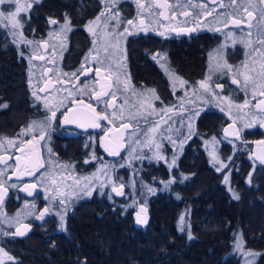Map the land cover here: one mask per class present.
Here are the masks:
<instances>
[{"label": "trees", "instance_id": "trees-1", "mask_svg": "<svg viewBox=\"0 0 264 264\" xmlns=\"http://www.w3.org/2000/svg\"><path fill=\"white\" fill-rule=\"evenodd\" d=\"M39 4L42 6L37 13L53 10L51 15L61 19L73 15L75 26L95 16L100 5L96 0H44ZM133 6L131 1H125V19L139 12ZM75 30L60 60L62 78L68 83L76 78L73 73L80 76L79 66L90 46L86 34ZM8 37V29L0 27V105H7L0 107V136L15 134L30 119L49 114L44 102L33 95L29 62L17 57L27 54L28 48L8 42ZM217 43L206 33L185 40H159L149 32L128 38L125 56L131 81L140 89H154L158 98L168 104L172 88L153 56L163 54L169 69L193 83L204 75L208 53ZM80 78L76 84L87 86L88 79ZM222 85L223 92L232 99L242 97L241 91L226 79ZM19 114L22 121L17 123L13 116ZM227 122L220 111L206 108L196 120L198 133L184 148L177 166L168 170L163 163L142 162L138 175L133 169L134 194L125 179L123 202L115 200L114 210L102 197V201L94 197L91 208L88 201H81L75 212L67 215L64 230L55 229V220H46L48 225L43 229L31 218L28 222L34 229L24 237L0 231V246L13 257L8 264H241L231 246L236 229L242 233L245 248L257 254L254 264H264V168L257 164L251 170L249 144L245 148L237 144L235 150L222 144L224 157L231 153L234 158L230 181L239 196L235 199L222 184L221 174L208 164L196 137L213 134L223 139L221 129ZM246 133L243 138H251L260 130ZM126 175L124 172L125 178ZM168 180L171 184L163 187ZM149 188L155 190L153 194ZM139 205L148 208L147 223L142 225H137L134 218ZM183 212L187 228L179 223Z\"/></svg>", "mask_w": 264, "mask_h": 264}, {"label": "rangeland", "instance_id": "rangeland-1", "mask_svg": "<svg viewBox=\"0 0 264 264\" xmlns=\"http://www.w3.org/2000/svg\"><path fill=\"white\" fill-rule=\"evenodd\" d=\"M168 1L169 4H171V1L172 5H175L178 2V0ZM142 2L145 4H153L155 0H142ZM180 2L185 3L182 0H180ZM245 7L248 8V11H251L256 15V17L250 23L251 27H249V24H247L246 30L243 29L241 32L233 30V32H229L233 34L235 38L233 37V39L231 40L230 38L232 35L228 34L227 37L224 36V38H222V40H220L218 44H216L209 51L207 68L201 79L193 83H186L185 85H181V78L174 75L171 71V76L165 72L172 88V99L168 104L163 103L159 98L156 99L155 97H158L156 93L154 97L149 89H140L132 83L130 75L126 69L125 51L123 45L125 36L132 35V31L136 27L137 29L139 27H142L140 25L141 18L144 19L147 30L148 28L152 27L161 29L162 32H164L166 29L165 27H163V25H167V28L172 27L173 22L170 13V18L167 19V21L169 20V22H162L160 19H157L158 17L156 15H149L150 11H155L156 13H158L159 11H161V9H149L143 12L139 10L140 19L138 18V20L135 21V27L129 26L127 24V21L130 19H124V21L119 19V25H117V21L112 19L110 16H108L107 18L104 17V19L100 18L98 21L96 20L97 17H94L91 20V22L94 23H91L87 27V31L89 27L94 29V32H88L94 36L93 42L97 44L95 45L96 52L90 55L91 59L87 61L86 70L79 76V78L69 80V83L67 80H63L62 77H64V74L62 71H60V61L57 59H48V55L41 54L39 56H43L44 59L35 60L34 63L30 65L32 71V75H30L32 79V86H34L33 88L35 89V91L39 93L40 89H44L48 82H50L51 86H53V89H50L48 91L49 93L47 94H41L40 92V94L42 95V99H40V101L43 100L44 107L45 102H48L49 106L53 103L52 106L56 105L58 107L57 113H62V111L68 105L76 104L74 103V101L82 100H76L74 98V95L76 94L72 93L74 91L73 87L77 85L76 81L78 82L81 79L80 77L87 78V87L92 90L95 89V91L98 90V84L102 82H109L113 84V87L110 90L113 95L108 96L106 102L101 103L104 109L103 115H106L108 117V119L103 120V122L107 126V129L105 131L106 133H109V130L122 123H126L131 126V130H129V132L126 134V139L128 138L129 134L135 133V135L131 136V140L126 143V149L123 158V168L124 172H126L127 174L126 178L123 177L124 186L126 179L127 184H129V187H131L132 193L134 194V190L131 186V182L133 181L132 177L134 175L133 171L136 170L138 175V172L142 167V162L144 161L148 163H164L168 167L169 165H172L171 167L175 166V159L171 157V155L167 157V154L165 152V149L167 147L166 145L172 144L173 147H171L170 153L172 154L177 151V146H179L180 141L185 142L188 141L192 136H195L198 133L196 129V120L206 108H211L224 114L227 117L228 121L235 123L241 136H243L245 132H247L246 134H249L254 130H260V121L264 119V117H260L257 115L260 112V109L257 107V105L259 101L264 100V96L260 95V92L264 90V79H262L260 75L262 68H264V44L260 43V40L264 38V18H262L261 11L264 10V5L260 4L259 0H251V4L249 3V0H237V4L234 6L231 4V0H229L224 3V7L220 8L222 9V11H217L216 13H213V15H206L207 12H212V8L206 7L203 9H199L194 13V15L191 16L199 18L198 25L201 24V26H210V21L206 20V17H208V19H213L215 21V23L214 21H212V23L215 24V26L213 25V27L217 26V22H221L223 24L221 25V27H227L234 24L233 22H230L228 16H235V13L241 14V12H244V15H246L247 13L244 11ZM3 8H5V5L0 6V9ZM14 8L15 5L13 6V10ZM184 9H176L177 14ZM230 9L233 12L227 13V11ZM191 16H189L188 18H190ZM176 18L179 21L177 26L183 25L185 23L181 21V19H184L183 15L178 14L176 15ZM101 20L105 22V24H98ZM110 21L115 22V24L111 25L109 23ZM64 24L65 23H61V25L59 26V31L58 29L56 30L58 33H61H59V35L62 37V39L64 38L65 32L68 30L63 29ZM113 26H115V29L112 28ZM119 26H122V28L116 31L117 27ZM126 27H129V30L131 28V34L124 33V29ZM142 32L146 31L142 30ZM119 33H124V35L123 37H119V43L117 44ZM102 42L107 44L99 46ZM50 48L53 47L51 46ZM99 48H101V50H99ZM36 49L37 52H42L43 45L36 46ZM218 50L220 53L219 62L223 64L226 61L227 64L231 66L233 71L230 72L227 68H225L221 72H211V79L208 81L211 91L205 92L203 89L199 88V82L205 80L206 77L210 75V66L212 68L215 67L217 59L210 58V56L216 57V53ZM161 56H163L164 59L161 60L159 64L161 66V64L163 63L166 66L165 56L163 54ZM234 58L235 60H232ZM245 64H247V68L244 67ZM109 66H111L110 72L105 71L106 69H109ZM97 67L101 68V72L99 75L95 71ZM240 72L250 74L255 81L254 84H251L248 87L247 91L242 89L239 85L232 83L233 76L238 75V73ZM110 73L112 76L111 81L105 79V77ZM117 76H119L118 84L115 83ZM224 79L235 85L241 91L242 97L240 99L234 100L223 92L224 87L222 85V81ZM240 79L242 83V77H240ZM125 83H128L127 88H125ZM217 85H222V87H217ZM193 88L197 90L195 93L193 92ZM254 92L255 96L253 95ZM69 93H71V95ZM213 93H215V95ZM58 97L59 102L55 104L54 100H56ZM233 97H238L235 91ZM245 100L249 101L247 107L243 109L236 107V105H243ZM229 101H231V106ZM61 104H63L64 106L60 107ZM222 108L223 111H221ZM168 109L172 110L168 111ZM53 110H55V108ZM113 110H115V116L112 115ZM121 111H123L122 117ZM20 115L21 114H19L18 117L13 116V120L17 123L20 122L22 120ZM133 117H135V119H133ZM43 119L30 120L27 126L23 129H26L32 121H40ZM189 123H191V129L189 128ZM155 124H159L160 128L155 134L154 142L150 146H145L143 143L136 144L135 141L137 137H139L142 142L145 141V133H148V129L153 127V125ZM248 124H251L252 126L246 127V125ZM19 131L22 132V128ZM35 134H39V132H36ZM148 134L151 135L150 133ZM29 136H32V134L29 133ZM207 136L211 137H208L204 140L203 149L206 151L208 161L216 171L218 168L220 169V171L217 172L221 174V182L233 197L232 193L235 192V190L231 185L230 172L232 169L234 158L231 153L228 156L224 157L225 155L222 154V144L224 143L231 145L232 150L236 148V145L232 143L233 141H229L224 138H216L213 134H208ZM169 137H171V140L169 139ZM213 138H215V140ZM244 138L241 143L244 148L248 144H250V140L255 139L254 137L250 138L248 136ZM0 143L3 144V147L0 148V154L6 153L10 146L8 145L7 141H0ZM156 144H160L159 149H157ZM133 148H135V152L132 151ZM157 152L159 153L160 158L156 157L155 154ZM213 155H215L217 159L214 160ZM250 163L251 170L255 169L257 164L254 162V160L253 162L250 161ZM221 164H223L224 167H221ZM99 169H97V171H94L93 173H97ZM0 170H3L5 174L4 167H0ZM107 172L108 176L111 177V183L109 182L108 177L104 176L103 172H100L99 178L93 179L91 181V193L93 191H98V194H102V192L106 189H108L109 192H113L112 183L116 185L117 175L116 173L114 174V172L111 171ZM93 173H90V175H74L73 173H65L64 171H60V173L53 174V172L49 171L48 169L45 173H42L39 176V179H37V183L39 182L38 184H41V186L44 185L46 188H53L58 186L62 192L66 193V195L62 198L65 199V201H68L74 197H81L85 195L84 192L81 191V188L89 182L80 178L91 177ZM4 174L0 176V181L3 180ZM225 176L228 177L227 182H225ZM53 178L57 182L56 185H50ZM76 179H80L79 185L75 183ZM120 179H122L121 176L118 177V180ZM169 182H171V180H168L167 184L163 183L162 186L166 188L171 184ZM247 182H249V180H247ZM101 184L104 185L102 190ZM154 191H152V194ZM72 192H76L77 195H69ZM45 193L48 194L49 192ZM59 199L60 198H57L58 202ZM50 201L52 202L53 200ZM49 206L52 208V204H49ZM139 207L140 205L136 207V211L134 214L135 221L137 218V213H139ZM28 211H31L32 215H27ZM39 212L40 211H37L36 205L35 208H32V205H29L10 214H7L4 209H0V231L10 233L9 230L17 227L21 224V221H23L24 219L28 220L30 217L38 221L39 219H36V217L39 215ZM17 213H20V215L17 216ZM51 213L49 212L48 216H50ZM53 213L58 216V219H60L61 215L65 217V212L61 211L59 208L53 210ZM180 215V226L183 228H187L189 225L187 223L186 214L183 212ZM181 217H183V220H181ZM233 236L234 239L231 243L232 251L237 257H239L241 264H247L248 261H252L254 264L258 256L253 250L245 248L240 229H236ZM238 237L241 244V247L239 249H237L236 247ZM0 248L2 247L0 246ZM4 251L7 252L5 249ZM249 253L256 255L250 256L248 255ZM8 255L10 254L8 253ZM12 260H8L3 255V253H0V261H2L3 264H8Z\"/></svg>", "mask_w": 264, "mask_h": 264}, {"label": "flooded vegetation", "instance_id": "flooded-vegetation-1", "mask_svg": "<svg viewBox=\"0 0 264 264\" xmlns=\"http://www.w3.org/2000/svg\"><path fill=\"white\" fill-rule=\"evenodd\" d=\"M43 1L44 0H20V3L24 4V5L31 3V7L27 8L25 11L20 13V16L22 18L23 27L14 30L16 32L15 36L12 34L13 30H11L10 27L6 28V29H8V34H9L7 41L10 43H13V44H22L26 48H28L27 54H18L17 57L23 58L27 63L29 62L28 66H29V69L31 70L30 65H32L35 60H38L34 57H38L41 54L48 55V57H49L48 59H57L60 61L62 59V56L65 53V49L69 43L68 40L70 39V36H72V34H73V36L76 34V32H77L75 30L76 28L81 29L83 31V33L86 34V36L90 40V46L88 49V53L85 54L86 57L84 59V62L79 66L80 67L79 75H81L86 70L87 61L91 59L90 55L94 54L96 52L95 45H97L95 42H93L94 36L91 35L87 31V27L90 25V22L94 17L99 16L101 19H104V17L107 18L109 16L107 8L112 7L110 0L107 3V5H106V3L102 2V0H96V1H99V3H100L99 12L95 16L90 18L89 20L85 21V23H83L82 25H78V26H75V23L73 22V15H68L67 17L63 16L61 19L57 15L56 16L51 15V13H53V10H49L48 12H43L42 14L37 13L36 10H38L42 6L39 3L42 4ZM125 1L126 0H117V3L115 4V8L112 9L113 12L119 11V13H120L119 19L122 21H124V19H125L124 12H123V10L125 9V7H124ZM130 1L134 4L133 9L137 8L134 11H138L139 9L137 7V4L134 2V0H127V3H130ZM182 1L187 4V0H182ZM227 1H229V0H216V2L213 3V0H191V4L195 5V7H187L184 10H187V11L193 13V15H194V13L196 11H198L199 9H203L200 7V5L205 4L206 7L212 8L211 13L213 15V13H216L217 11H222V9H220L221 8L220 4L222 3L224 5V3H226ZM170 3L172 5L171 1H170ZM189 6H191V5H189ZM6 7H7V5H5V8ZM223 9H225V8H223ZM263 9H264V7H263ZM14 10H15V8H14ZM68 12L71 13V11H68ZM102 12H104L103 16H101ZM230 12H233V11L231 9L227 11V13H230ZM178 14H180V13H178ZM234 15L235 16H231V15L228 16L230 22L233 21V18L243 19L244 22H242L238 25L234 23L232 26H227V27H225V26L221 27V25H223V24L221 22H217V26L213 27V25L215 26V24L212 23V21H214V20L208 19V17H206V20L210 21V26H201V24H199V26H198L199 18L193 17L190 15L191 16L190 18H188L189 16L188 17L183 16L184 19H181V21L185 22L183 25L177 26V24L179 23L178 19L177 18L172 19L173 26L171 25L172 27H169V28H167V30H165L166 35H164V36H161L158 34L160 31L162 32V30L158 29V28L150 27V28H148V30L146 32H149L150 34L154 35V37L156 36L159 40H166L168 38L169 39L181 38L182 40H185V39L190 38V37L197 38L198 36L206 33L207 35H209V37L212 40H218V42H219L220 40H222V38H224V36L227 37L228 34H231L229 32H233V30H236L237 32H241L243 29L246 30L247 24L251 23L252 20L256 17V15L254 13H253L252 17H248L247 14L244 15V12H241V14L235 13ZM156 16L158 17L157 19H160L162 22L163 21L169 22V20L167 21V19H164L163 17H160L158 15H156ZM207 16H210V15H207ZM66 18L70 23H69L68 30L65 32L64 38L62 39V37L59 35L60 32L58 33L56 30L58 29V31H59V29H60L59 26L61 25V23H65ZM138 18L140 19V12H134L133 16L130 18L128 17L127 19L137 21ZM50 19L56 20L57 23L56 24L49 23ZM109 23L111 25L115 24V22H113V21H110ZM214 23H215V21H214ZM98 24H100V25L105 24V22H103L101 20ZM0 27H4V26L0 25ZM114 27L115 26H113L112 28H114ZM112 28H110V29H112ZM121 28H122V26L117 27L116 31L120 30ZM127 28H129V27H127ZM193 28H195L196 30L191 31V32L179 31L180 29H193ZM140 29H141L140 27L138 29L136 27L135 29H133L132 35L125 36L124 42L122 41L123 45H124V51H125V41H127L128 38L134 39L135 37L140 36L142 33H146V32H142V30H140ZM171 29H177V31H172ZM217 29H219V30H217ZM130 30H131V28H130ZM231 35L232 36L230 39L232 40L234 36H233V34H231ZM28 41H30L31 43L30 44L27 43ZM103 44H107V43L102 42L99 46H101ZM40 45H43V50H42V52H37L36 46H40ZM51 46L53 48H50ZM99 50H101V48H99ZM125 55H126V53H125ZM125 64H126V69L128 72V64L126 61V56H125ZM169 70L174 75L179 77L177 74H175L173 72V70H171V69H169ZM60 71H61V69H60ZM179 78H181V77H179ZM181 79L183 81H186L187 83H189L187 80H184L183 78H181ZM103 83H109V82H102V83L98 84L97 92L100 91V89H101L100 86ZM44 89H45V91H43V92L40 91L41 94L42 93H46V94L49 93L48 91L50 89H53V86H51V83L48 82V84L45 86ZM73 89H74V91L72 93L76 94V95H74V98L76 100L82 99L84 101V104L90 103L93 106V108H95L101 115L104 114V109H103L101 103L106 102L107 97H101V102L98 103L95 99L92 98V89L88 88L87 86L76 85L73 87ZM110 90H111V88L108 91H110ZM34 92H36V91H34ZM40 92L39 93L36 92V93H37V95L42 97ZM41 101H43V100H41ZM58 102H59V97L56 100H54L55 104H57ZM52 105H53V103H52ZM52 105H50V106H52ZM76 106H80V105H77V104L68 105L62 111V113L61 112L57 113V119L53 122V127L51 129H49L47 137L45 138V140L40 141V146L38 148H36L35 150H32L31 146H28V145H24V147L26 149V151L24 153L16 150V148L18 146H21L24 141L32 138V136H29V134L22 136L21 132L19 130L21 128L22 129L25 128L30 120L43 119L44 117L49 116L50 114H48L46 116L32 118L28 122H25V123L23 122L24 124L22 123L23 125H21V127L19 128V130H17V132L15 134L10 133L9 136H0V141H7L5 138L11 139L14 141V145L10 146L9 149L6 151V153L0 154V157L4 158V163H0V167H4V169H5V174H4L2 181L4 182V186L6 188H8V193L4 198L3 204L0 205V209H4L7 212V214L13 213L15 211L20 210L23 207H27V206L33 205V204L36 205L37 211H40V212L43 211L46 207H48V208H50V213L52 212L50 214V216H48V214H46L44 219L38 220L37 223L41 226V228L44 229L48 225V223L45 222L46 220H50V221L55 220V222H56L55 223V226H56L55 229L62 228L64 230L66 228L65 223H66L67 215H70L73 212H75V209L77 208L78 204L81 201H86V202L88 201L89 202L88 207L91 208V202L94 199V197H96L99 200L102 197L108 205H112L111 206L112 210H114L115 200L123 202L125 186L122 189L123 195H117L115 192H109V190L105 188L106 190H104L102 192V194H98V191H95V192L93 191L91 193V195L74 197L71 200L66 201V203L62 205V204H60V202L57 201V199H55L51 202L50 201V200H52L50 198L51 193L49 192L48 194H46L45 193L46 187L44 185L41 186V184H38L39 182L37 183V179H39V176L42 173H45L48 169H49V171H52L53 174H57V173H60V171H64L65 173H73L74 175H77V174H79V175L89 174L90 175V173H93L94 171H97V169L101 168L102 165H106L107 171L114 172V174L116 173V175H117L116 186L118 187L121 184L124 185L123 158H124V152L126 149V144H124L123 149L119 151V155H109V151H111L112 149L111 150L108 149L105 145V139L111 138L112 131L116 127L120 126L121 124L114 127L113 129H111L112 131H109V133H107V135L105 132L107 129V126L104 124L103 120L99 121L100 127L87 129V130H82V129L75 127V126H72V125H64L62 122V119L64 117V113L66 112V109L68 107L73 108ZM42 110H43V108H42ZM32 113H34V112H32ZM124 124H126V123H124ZM130 130H131V126H130ZM237 131H238V129H237ZM128 132H129V130L126 132V134ZM35 135L37 137H39L40 134H35ZM126 137L127 136L125 135V139H126ZM193 137H195V136H192L188 141H185V142L180 141L179 146H177V151L172 153V154H170L171 153V147H173L172 144H167V145L165 144L167 146L166 147L167 157H169V155H171V157H173L175 159V166L169 168L165 164L168 170H171L177 166V162L180 159V157L182 156L184 148L188 145L189 141ZM196 137L200 140L199 147H201L202 150L206 153V151L203 149V147H204L203 143H204V140L206 138L211 137V136H207V137L196 136ZM214 137L220 139L219 136H214ZM254 138L255 139H252L249 141L250 142V144H249L250 145L249 159L251 162H253V160H254V158L252 156V149H253V146L255 145V142L260 140V139H264V128L263 127H260L259 136H255ZM227 140L233 141L232 143L237 145V144L242 143L243 136H241V134H240L239 139H236V140L227 139ZM106 148L109 151H106L105 150ZM233 150H235V149H233ZM32 154L35 155V160L34 159L32 160L30 158V156H32ZM93 156H95L96 159H93L92 158ZM16 157H21L22 161H29L30 162L29 167L34 169V170L36 168H38V164L41 161L43 162L44 167L38 168V171H36V173H34V175H32V176L23 175V176L17 177L15 175L13 177V175H14L13 173L16 171V168H15V165L17 164ZM85 161H88V162L85 163ZM254 162L256 164H259L261 167H263L260 163L256 162L255 160H254ZM34 163H37V165L35 167L33 166ZM6 164L10 165L11 167L6 168L5 167ZM154 164H157V163H154ZM208 164L210 165L209 161H208ZM64 165H66L67 167H61ZM232 167H234V163L232 164ZM21 170H23V169H21ZM119 176H121L122 179L118 180ZM30 184H35L36 190L38 192L37 195L35 197H32V198H28L27 196H25L24 192L21 190L26 185H30ZM11 185H16V187H12ZM50 185H52V183H50ZM46 196L49 198L46 199ZM100 201H102V200H100ZM49 204H52V208L49 206ZM141 207L142 206L140 205L139 211H140ZM13 208H15V209L10 212L9 210H12ZM58 208L61 211L65 212V217H64L62 226H61V220L58 219V216L55 213H53V210L58 209ZM122 208H123V204H122ZM146 209H147V219H148V208H146ZM40 212H39V214H40ZM29 219H31V217ZM28 220L24 219L23 221H21V224L18 225L17 227H14L13 229H11L9 234L15 238H21V237L28 235L34 229V226L31 225L28 222ZM22 225H28L29 227L32 228L31 231L29 233L22 235V236L14 235L15 229L22 226ZM235 257H237V256L235 255Z\"/></svg>", "mask_w": 264, "mask_h": 264}, {"label": "snow or ice", "instance_id": "snow-or-ice-1", "mask_svg": "<svg viewBox=\"0 0 264 264\" xmlns=\"http://www.w3.org/2000/svg\"><path fill=\"white\" fill-rule=\"evenodd\" d=\"M102 2L107 3L109 2V0H102ZM112 7L111 8H107V11L109 13V16L117 21V25H119V17H120V13L119 11H115L113 12V8H115V4L117 3V0H110ZM134 2L137 4L138 9L143 12L145 10H149V9H161V11H159L158 13H156L155 11H150L149 15H159L160 17H163L164 19H169V13L171 14V18L175 19L177 12L176 9H184L187 6L191 5L192 7H195V5L191 4V0H187V4L185 3H181L180 0H178L177 4L175 5H171L168 3V0H155V2L153 4H145L142 2V0H134ZM216 0H213V3H215ZM249 3L251 4V0H249ZM259 3L264 5V0H259ZM231 4L232 5H236L237 4V0H231ZM0 5H7L6 8L0 9V25L4 26L5 28L10 27L12 31V34L15 36L16 32L14 31L15 29H19L23 27V23H22V18L20 16V13L25 11L27 8L31 7V3H28L26 5L21 4L20 0H0ZM13 5H15V10H13ZM201 8H206L205 4H201L200 5ZM220 7H224V5L221 3ZM244 11L247 13L248 17H252L253 13L251 11H248V8L245 7ZM262 11V18H264V10ZM181 15L188 17L190 15H193V13L184 10L180 12ZM211 12H207L206 15H211ZM104 15V12L101 13V16ZM100 19V17L98 16L96 18V20L98 21ZM233 23L235 24H240L243 21V19H235L233 18ZM49 23L51 24H56L57 21L54 19H50ZM69 21L67 20V18L65 19V24L63 26L64 30H67L69 27ZM94 23V22H90ZM127 24L129 26L135 27V20H128ZM140 25L142 26L140 30H144L147 31V27L145 26V22L144 19L141 18L140 19ZM199 26V25H198ZM163 27H165V29L167 30V25H163ZM249 27H251V24L249 23ZM172 31H177V29H171ZM196 29H180L179 31H187V32H191V31H195ZM219 30V29H217ZM88 31L90 32H94V29L89 27ZM124 33H128L131 34L129 28H125L124 29ZM124 33H119L118 34V38H117V44L119 43V37H123ZM161 36L166 35V31L164 32H159L158 33ZM27 43H31L30 41H28ZM260 43L264 44V38H262L260 40ZM219 57H220V53L219 50L216 53V57H211L210 58H215L217 59V62L215 64V67L212 68L210 66V75L208 77H206L205 80H202L199 82V88L203 89L205 92H209L211 91L210 89V85L208 83V81L211 79V72L215 71V72H221L223 71L225 68H227L230 72L233 71V69L231 68V66H229L227 64V62L225 61L223 64H221L219 62ZM36 59H40L43 60L44 57L43 56H38V57H34ZM154 60H157L158 62H160L161 60L164 59L163 56H161L159 53L153 56ZM161 67L164 68L165 72L168 73L170 76L172 75V73L170 72V70L162 63ZM245 68H247V64L244 65ZM110 68L111 66H109V69H106L105 71H109L110 72ZM50 71V70H48ZM96 73L99 75L101 72V68L97 67L95 69ZM65 75H68L67 73ZM73 76H75L77 79L79 78L78 75L76 73L72 74ZM261 78L264 79V68H262L261 71ZM240 77H242L243 82L241 83V79ZM105 79L111 81L112 76L111 73L105 77ZM178 79V78H177ZM116 84L119 83V76L116 77ZM181 85H185L187 82L180 80ZM232 83L233 84H237L239 85L242 89H244L245 91H247L248 87L251 84H254L255 81L253 79V77L250 74L244 73V72H240L238 73V75H234L232 78ZM113 84L109 83L107 85V88H112ZM128 87V83H125V88ZM217 87H222V85H217ZM41 92L45 91V89H40ZM152 95L155 97V90H149ZM197 90L195 88H193V92L195 93ZM71 95V93H69ZM215 95V93H213ZM33 95L35 96V98L37 100L42 99V97H40L39 95H37V93H33ZM110 95H113L112 92L108 91L104 85H101V89L99 92L95 91V89L92 90V98L95 99L98 103L101 102V97H108ZM187 95V93H186ZM253 95L255 96V92L253 93ZM261 96H264V90H262L260 92ZM156 99H158V97H155ZM226 99V98H225ZM74 103H76L77 105H80L82 107H77V108H72V107H68L66 109V112L64 113V124H76L78 127L81 128H89V127H93V128H98L100 127V123L99 121L101 120H106L108 119V117L106 115H101L95 108H93V106L89 103V104H84L83 100L80 101H74ZM230 106H231V101H229ZM249 104L248 100H245L243 105H236L237 108L243 109L245 107H247ZM64 106L63 104L60 105V107ZM111 106V105H109ZM0 107H7V105H0ZM45 107L48 109V111L50 112V115L47 116L46 118H44L43 120L40 121H32L28 127L26 129H22L21 135H25V134H32V138L29 140H26L23 142V144L21 146H18L16 148L17 151H20L22 153H24L26 151L24 145H28L31 146L32 150H35L36 148H38L40 146V141L45 140V138L47 137L48 134V130L51 129L53 127V121H55L57 119V111H58V107L57 106H52L49 107L48 102H45ZM257 107L260 109V112L257 114L260 117H264V100L259 101ZM55 108V110H53ZM172 109H168V111H171ZM221 111H223V108L221 109ZM113 116L116 115L115 110H113L112 113ZM123 116V111H121V117ZM133 119H135V117H133ZM111 122V121H110ZM255 122V121H254ZM251 124L246 125V127H251ZM260 127H264V119H262L260 121ZM120 128L123 129H128L129 128V124H124L122 123ZM160 128L159 124H155L153 125V127H151L150 129H148V133H150L151 135H149L148 133H145L146 139L145 141H141L139 139V137H137L135 143L136 144H141L143 143L145 146H150L153 142H154V137L155 134L157 133V130ZM189 128L191 129V123H189ZM112 131V130H109ZM36 132H39V137H37L35 135ZM115 132L118 134L117 135V139L116 142L120 145V147H123L124 144L128 143L131 140V136L135 135V133L129 134L128 138L125 139V132H121L120 129H115ZM225 133L226 135L228 134V130L225 129ZM107 135V133H106ZM191 135V132H190ZM237 137H239V133H236ZM7 143L9 146L14 145V141L11 139H7ZM169 139L171 140V137H169ZM215 140V138H213ZM258 143H264V141L258 142ZM3 147V144L0 143V148ZM157 149L160 148V144H156ZM106 151H109L107 148L105 149ZM50 151V150H49ZM133 152H135V148L132 149ZM109 155H119V150H113V151H109ZM157 158L159 157V153L157 152L156 154ZM93 159H96L95 156L92 157ZM17 159V164L15 165L16 171L13 173L14 175H16L17 177L23 176V175H29L32 176L34 175L35 171H38V168H42L44 167L43 162H39L38 164V168H36L35 170L29 167V161H22L21 157H16ZM213 159H217L215 157V155H213ZM261 162L264 163V157H260ZM88 161H85V163H87ZM0 163H4V158L0 157ZM172 165H169V167H171ZM5 167H11L10 165H5ZM61 167H67L66 165L61 166ZM221 167H224L223 164H221ZM23 169V170H21ZM217 171H220V169L218 168ZM103 172L104 176L108 177L109 182L111 183V177L108 176V172H107V166L106 165H102L101 169L98 170L97 173H93V175L91 177H83L80 179H84L86 181H88L89 183L84 185L81 188V191L84 192L85 195H91V181L93 179H98L99 178V173ZM4 174L3 170H0V176H2ZM80 179H76L75 183L77 185L80 184ZM228 181V177L225 176V182ZM51 183L53 185H56L57 182L56 180L53 178ZM170 183V182H169ZM12 187H16V185H11ZM104 185L101 184V190L103 189ZM36 185L35 184H30V185H26L24 188H22V191H27L28 195L31 196L33 195V192L30 189H35ZM124 188V185L121 184L118 187L112 183V190L113 192H115L117 195H123V191L122 189ZM46 192H50L51 193V199L55 200L57 198L59 199L60 204H65L66 201L65 199H63L62 197H64L66 195L65 192H62L60 190V188L58 186L53 187V188H46L45 189ZM149 191L152 192L154 191L153 189L149 188ZM8 193V188H6L4 186V182L0 181V205L3 204L4 202V198ZM233 198L235 199H239V196L233 192ZM69 195H77L76 192H72ZM49 198L46 196V199ZM111 198V197H110ZM32 208H35V205H32ZM50 212V208L46 207L43 211L40 212V214L36 217V219L39 220H43L45 215L48 214ZM141 213H143V215H141ZM147 209L146 207H141L140 212L137 213V218H136V223L137 224H145L147 223ZM20 213H17V216H19ZM27 215H32L31 211L27 212ZM60 220H61V226L63 225V220L64 217L63 215L60 216ZM181 220H183V217H181ZM21 227L23 228V231L21 230ZM21 227H18L16 229V232L14 233V235H24L25 232L28 230V225H22ZM4 235H8V233H4ZM237 249H239L241 247V244L239 242V237L237 238V245H236ZM0 253H3V255L8 259V260H12L13 257H11L10 255H8L7 252L4 251L3 248H0ZM248 255L250 256H254L256 254H252L249 253ZM0 264H3L2 261H0ZM247 264H253L252 261H248Z\"/></svg>", "mask_w": 264, "mask_h": 264}, {"label": "water", "instance_id": "water-1", "mask_svg": "<svg viewBox=\"0 0 264 264\" xmlns=\"http://www.w3.org/2000/svg\"><path fill=\"white\" fill-rule=\"evenodd\" d=\"M109 83H103L102 85L105 86V88L107 90H109V88H107V85ZM101 88V86H100ZM77 107H82V106H76V107H73V108H77ZM64 121V117L62 119V122ZM64 124V123H63ZM64 125H72V126H75V127H78L76 124L72 123V124H64ZM121 126V125H120ZM120 126L116 127L115 129H120L121 132H127L128 130H130V125H129V128L128 129H123V128H120ZM82 130H87V129H92L93 127H89L87 129L85 128H81V127H78ZM264 128V127H263ZM115 129L112 131L111 133V138H106L105 139V145L108 149H112L111 151L113 150H122L123 147H120V145L116 142V139H117V133L115 132ZM225 129L228 130V134L226 135L225 133ZM237 128H236V125L235 123L233 122H227L221 129V134L223 137L227 138V139H230V140H236V139H239L240 137V134H239V137H237L236 133H237ZM261 141H264V139H260L258 141L255 142V145L253 146V149H252V156L254 158V160L258 163H260L263 167H264V163L261 162V159L260 157H264V143H258V142H261ZM30 158L33 160H35V155L32 154V156H30ZM37 165V163H34L33 166L35 167ZM36 173V171H35ZM15 175H13L14 177ZM26 176V175H25ZM32 192H33V195L29 196L27 191H23L24 192V195L27 196L28 198H32V197H35L37 195V190L36 188L35 189H30ZM147 214V213H146ZM143 215V213H142ZM137 225H142V224H137ZM21 227V226H20ZM17 229V228H16ZM16 229H15V232H16ZM31 227L28 226V230L25 232L26 233H29L31 231ZM21 230L23 231V228L21 227Z\"/></svg>", "mask_w": 264, "mask_h": 264}, {"label": "bare ground", "instance_id": "bare-ground-1", "mask_svg": "<svg viewBox=\"0 0 264 264\" xmlns=\"http://www.w3.org/2000/svg\"><path fill=\"white\" fill-rule=\"evenodd\" d=\"M58 230V229H57ZM57 230H55V231H57ZM61 231V230H60ZM234 239V238H233Z\"/></svg>", "mask_w": 264, "mask_h": 264}]
</instances>
